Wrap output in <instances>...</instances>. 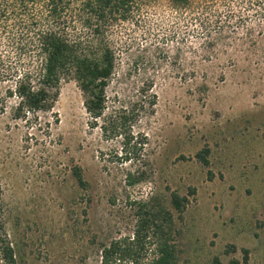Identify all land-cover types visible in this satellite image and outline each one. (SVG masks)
<instances>
[{
    "label": "rangeland",
    "instance_id": "1",
    "mask_svg": "<svg viewBox=\"0 0 264 264\" xmlns=\"http://www.w3.org/2000/svg\"><path fill=\"white\" fill-rule=\"evenodd\" d=\"M76 18L69 33L88 36ZM106 35L115 58L107 106L137 102L141 158L117 161L120 141L91 126L72 79L35 121H16L10 100L0 181L19 264H100L102 245L132 234L136 201L146 199L173 214L177 264L242 260L244 248L243 264H264V0H141ZM203 147L208 167L195 157ZM138 167L144 179L128 184ZM172 191L188 198L180 215Z\"/></svg>",
    "mask_w": 264,
    "mask_h": 264
},
{
    "label": "trees",
    "instance_id": "2",
    "mask_svg": "<svg viewBox=\"0 0 264 264\" xmlns=\"http://www.w3.org/2000/svg\"><path fill=\"white\" fill-rule=\"evenodd\" d=\"M186 1L171 0L175 6ZM140 3L141 0H0V112L13 101L8 108L16 121H35L40 113L53 109L61 81L72 79L82 92L91 126L99 124L104 139L120 141V149L114 155L117 161L138 162L143 141L138 137L140 132L132 130L137 102L117 108L107 106L106 87L115 58L106 31L114 22L126 20ZM74 10H78L75 15ZM74 16L89 32L88 36L69 33L68 25L75 21ZM208 153V147L195 153L205 167L210 163ZM207 173L211 178V171ZM72 175L81 189H88L81 166L74 165ZM125 176L127 183L134 185L144 179L145 171L138 167ZM190 193H194V188ZM187 202L186 196L171 192L170 204L179 215ZM136 203L132 234L103 244L100 264H177L171 211L161 199L156 203L150 199ZM6 218L0 181V264H19ZM149 253L152 256L145 261ZM242 253V260L230 257L224 262L213 256L212 264L246 263L249 252L244 248Z\"/></svg>",
    "mask_w": 264,
    "mask_h": 264
}]
</instances>
